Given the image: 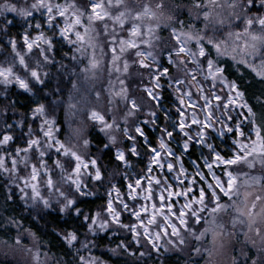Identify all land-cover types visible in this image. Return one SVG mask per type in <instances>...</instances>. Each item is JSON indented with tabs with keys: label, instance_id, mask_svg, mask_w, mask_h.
I'll use <instances>...</instances> for the list:
<instances>
[{
	"label": "snow or ice",
	"instance_id": "6c2138e0",
	"mask_svg": "<svg viewBox=\"0 0 264 264\" xmlns=\"http://www.w3.org/2000/svg\"><path fill=\"white\" fill-rule=\"evenodd\" d=\"M117 7L120 0H0V35L28 29L20 55L0 53V104L8 109H0V211L6 231L50 236L65 264L141 259V249L159 254L164 238L183 245L182 231L197 240L220 234L216 217L227 211L221 200L232 198L229 169L240 159L225 149L247 147L236 139L243 136L237 118L247 119L237 110L252 111L242 102L244 82L251 76L248 87L264 85V0H159L157 8L173 9L172 20L155 26L142 22L150 6L131 16H115ZM97 27L102 48L93 43ZM63 41L72 55L61 59L83 65L78 80L94 77L103 58L108 90L94 92L96 104L72 98L69 113L86 118L67 138L50 102L34 101L23 123L12 124L20 119L11 111L13 87L42 91ZM241 45L244 56H229ZM253 132L256 142L264 139L260 128Z\"/></svg>",
	"mask_w": 264,
	"mask_h": 264
},
{
	"label": "rangeland",
	"instance_id": "374dc122",
	"mask_svg": "<svg viewBox=\"0 0 264 264\" xmlns=\"http://www.w3.org/2000/svg\"><path fill=\"white\" fill-rule=\"evenodd\" d=\"M157 4L158 2L154 1L120 0V7L114 8L113 14L115 16H120L126 12L129 16H131L132 14L138 12L142 6H150L152 14L147 15L146 17L142 15V22L148 26H155L159 17L155 12ZM125 21L127 22V17H125ZM37 23H39V20H37ZM15 30L16 29L12 31L11 36L0 35V39H3L6 44L9 42L11 43L10 51L0 45V53L8 52L9 55L13 53L16 55H20V51L18 49L20 35H22L24 31H27L28 29L20 30L19 34L17 32L13 33ZM94 30L96 32V38L93 40V43L97 47L102 48L103 32L98 27ZM51 38L52 37L49 36V39ZM55 46L60 50V54H58L56 57L57 62L55 66H50L46 69L50 76L49 83L46 84L43 90L40 91L39 88L32 87L31 85L30 91L28 93L23 92V90L19 89L18 87H13V89L16 92H21L28 95L33 102L39 101L44 105H47L50 102L54 108L52 118L54 121H56L57 127L59 128L61 134L65 138H67L76 123L86 118V114L83 113V111H81V113L77 117H73L69 113V103L75 102L72 101V98L74 96H78V98L80 97L82 100L90 102L91 104H96V100L94 99L93 94L101 87H103L105 91L108 90L107 81L110 79V74L108 70L104 69L102 58L101 68L96 72L94 77L88 78L86 80L81 77V79L78 80L77 78L79 74V67H83V65L80 64L79 67H77L76 65L79 62L75 61L74 57L72 64H69L67 59H61V54L65 58L72 55L68 52V48L71 47V45H69L67 41H63L57 43ZM246 51L247 50L244 49V52ZM235 53L231 52V54ZM64 68H71L72 71H64ZM75 85L77 86V88H79V90L74 87ZM5 94V92L0 91V97L5 96ZM242 102L246 103L245 99H243ZM78 107L81 106L78 105ZM237 111L242 112L243 115L247 117V119L244 120L243 117L237 118L238 121L241 122L243 136L237 137L236 139L240 144L246 145L247 147H232L231 149L226 148V150H228L230 153L238 155L240 159L229 169V171H231L232 173V176L236 180V183L233 187L232 198L231 200H221V203L227 206V211L220 213L216 217V223L220 225V228L218 229V232H220V234H217L214 238L220 239H222V231L226 228L238 233H242L243 231L246 232L248 227L255 228L256 224H254V222L251 224L248 222L250 217L248 215V212L246 213L242 210V204L244 203V199H246V201L248 199H251V194L253 195V197H256V194L264 193V141L262 139L261 141L256 142V136L253 132V129L256 127L259 128V126L257 125V123H255L253 112L251 111V113H249L247 111V108L238 109ZM60 112H63V126L58 122ZM232 114L236 116V112H233ZM128 122L129 125H131L132 119L130 118ZM4 123V116L0 115V128L4 127ZM11 123L22 124L23 119H17L14 117ZM89 131L93 132L91 128H89ZM17 134H19V130H17ZM221 179L226 180L227 178L221 176ZM218 195L222 196V194L220 193H218ZM204 215L207 216V212H205ZM202 230L203 229L201 228V226H196L195 228L196 233H199ZM212 237L213 235L209 233L205 238L197 240L192 231H182L180 239L187 240L188 244L190 243L191 247L193 246V239H196V244H198V246L201 245L202 247H204V249H201L200 251L204 252L206 251L205 244L209 240L208 238ZM175 244L176 243L168 238L162 239V250L159 254L161 255L162 252L168 251L170 248L174 247ZM2 249L3 246L2 244H0V252H2ZM17 250L19 251L18 253L21 255V260L23 261L20 264H37V260L35 258L36 256H39V264H56L53 263L52 260L46 258L44 254L35 249H21L18 247ZM208 250L209 248L207 249V251ZM226 258L229 260L228 264H234V261L231 258V254L227 255ZM216 264H226V262L224 259H220Z\"/></svg>",
	"mask_w": 264,
	"mask_h": 264
},
{
	"label": "trees",
	"instance_id": "16d2710c",
	"mask_svg": "<svg viewBox=\"0 0 264 264\" xmlns=\"http://www.w3.org/2000/svg\"><path fill=\"white\" fill-rule=\"evenodd\" d=\"M86 0H82L85 2ZM142 1H154L159 0H142ZM165 4L168 6L175 5L177 0H164ZM186 2V0H184ZM155 7V6H154ZM173 11L171 7H165L164 9H159L156 7L155 12L158 15L157 23L160 25H166L171 22L172 17L170 13ZM161 18V19H160ZM17 32L15 30L13 33ZM167 35V33H164ZM245 52L243 46L237 49L235 54L229 53L231 55H237L238 58L244 56ZM241 71H244L243 67ZM254 75V74H253ZM252 77L249 76L244 82V86L247 88L245 91L244 99L252 109L254 114L255 123L261 129V136L264 138V105H262L259 100H264V85L255 84L252 87H248L247 83L251 82ZM256 79H259L257 77ZM13 95V100L18 103L11 110L12 112H19L20 118L23 119L24 114L28 111L29 106L33 104L32 99L21 92H16ZM0 109L3 111H8L0 104ZM2 115V114H0ZM59 124L63 126V112H60L58 117ZM96 132H92L93 142L96 140ZM264 141V139H263ZM223 147V145H222ZM226 150V149H225ZM103 151V149H101ZM228 151V150H226ZM107 166V160L104 161ZM137 170H140V166L137 165ZM103 190H101L102 193ZM253 197L251 194V199H244L242 204V210L248 212L250 219L248 222L251 224L254 222L256 224L255 228L248 227L246 232L238 233L233 232L231 229H225L222 231V239L220 238H208L209 240L205 244L206 251L197 253L194 249L199 248V250L204 249L201 245L196 244V239H193V246L188 244L187 240H183V245L175 244L174 247L170 248L168 251L162 252V254L149 255L147 249H141L145 251L146 255L141 259H136L132 256H122V257H112L109 264H216L220 259H224L226 264H228L227 255L231 254V258L234 264H264V193L256 194ZM7 213L0 211V244H2L3 249L0 252V264H20L21 255L18 253L17 248L21 249H35L40 253L44 254L46 258L52 260L56 264H65L68 259L65 257L59 249V245L55 241L51 240L50 236L41 237L39 234L31 235L29 231L24 229L12 231H6L5 220L3 216ZM19 218L20 214H16ZM25 229H30L31 232H36V229L32 227L29 223L25 222ZM220 233V232H219ZM20 240V243H15L16 239ZM55 245V246H54ZM105 247V246H102ZM114 247V245H112ZM209 250L207 251V249ZM134 251V249L130 250ZM93 255H99V253L94 252ZM138 255V254H137ZM103 259H108V257H103Z\"/></svg>",
	"mask_w": 264,
	"mask_h": 264
}]
</instances>
